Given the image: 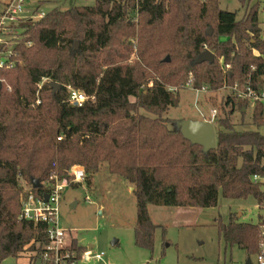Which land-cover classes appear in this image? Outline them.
<instances>
[{
  "label": "trees",
  "instance_id": "trees-1",
  "mask_svg": "<svg viewBox=\"0 0 264 264\" xmlns=\"http://www.w3.org/2000/svg\"><path fill=\"white\" fill-rule=\"evenodd\" d=\"M221 1L230 0H95L18 26V64L0 70V264L8 258L54 264L43 262L47 225L20 219L23 183L44 199L57 180L81 185L71 176L75 166L84 168L89 188L104 163L135 185V243L148 250L160 228L151 205L208 209L219 206L220 196L253 197L264 209V135L238 130L231 120L236 111L246 115L248 101L224 98L217 148L208 152L164 117L189 81L210 93L236 84L264 90L259 4L238 18ZM205 47L215 60L197 63ZM221 60L230 66L226 74ZM53 84L60 85L56 92ZM68 86L88 100L70 105ZM253 125L264 126V103L254 106ZM33 180L42 186L33 188ZM262 224L237 222L234 214L227 223L216 220L225 247L249 256L258 252ZM70 248L79 256L87 250L75 239Z\"/></svg>",
  "mask_w": 264,
  "mask_h": 264
},
{
  "label": "rangeland",
  "instance_id": "rangeland-1",
  "mask_svg": "<svg viewBox=\"0 0 264 264\" xmlns=\"http://www.w3.org/2000/svg\"><path fill=\"white\" fill-rule=\"evenodd\" d=\"M7 1L0 0L1 3ZM254 3L259 4V20L264 27V0L221 1L220 7L237 12L238 18H242ZM94 4L95 0H27L25 10L30 13L40 5V11L47 13L56 7L68 10ZM133 43L136 53L135 41ZM135 53L131 60L135 59ZM227 95L228 90H220L199 94L197 98L193 90L182 89L179 105L169 108L164 117L170 119L171 128L175 127V122L204 121V117H210L211 109L220 108ZM196 101H199L198 106ZM253 111L254 104L250 103L244 117L240 110L233 114L232 123L238 130H258L264 135V126L256 128L253 125ZM79 183L78 187L66 184L61 189L58 227L66 232L67 243L75 239L87 249L93 246V254L103 255L102 261L82 264H247L248 261L256 264L254 255L249 256L237 246L226 248L216 226L219 218L224 223L229 222L231 214L237 222L258 224L264 220V209L253 197L231 200L220 196L219 206L208 209L149 206L150 216L160 228L156 231L154 249L148 250L135 243V185L111 175L107 163L101 165L90 188L84 182ZM23 186L21 199L29 191L25 183ZM115 240L118 243L112 245ZM3 264H28V258H8ZM37 264L43 263L39 260Z\"/></svg>",
  "mask_w": 264,
  "mask_h": 264
},
{
  "label": "built area",
  "instance_id": "built-area-1",
  "mask_svg": "<svg viewBox=\"0 0 264 264\" xmlns=\"http://www.w3.org/2000/svg\"><path fill=\"white\" fill-rule=\"evenodd\" d=\"M27 0H8L6 3L0 4V70L13 69L18 62L14 58L13 46L20 39V31L18 26L42 19L46 13L35 10L26 13L25 5ZM262 39L264 40V34ZM205 50H208L205 47ZM255 54L258 55L257 52ZM223 72L226 74L230 70V66L224 64L221 60ZM44 79L43 82H46ZM42 82V83H43ZM39 84V89L42 86ZM191 89L197 94L208 93L207 87L196 89L193 87L192 81H189L185 89ZM176 91V89H171ZM222 90H228V94L235 96L237 99L246 100L253 103H264V90H257L252 87L243 88L238 84L234 86H226ZM69 104L72 106H82L88 97L79 90H75L68 86ZM40 99L37 104H40ZM199 101H196V106ZM220 116L219 108L211 109L210 117H204V121L211 122L215 125ZM60 140V138H59ZM71 176L74 182H83L85 180V171L83 167L75 166L71 170ZM258 177H255L257 180ZM61 183V184H60ZM67 184L66 181H56L51 186L45 196L48 200L37 198L32 191H27L21 199L22 213L20 219L33 222L35 224L43 223L47 225V236L49 244L45 246L43 262L52 260L54 264H82L92 261H102V254H93L92 249H87L81 256L77 252L71 250L70 243L66 242V232L58 227V208L61 199V189ZM89 199V198H88ZM256 264H264V224L260 226V239L258 252L254 255Z\"/></svg>",
  "mask_w": 264,
  "mask_h": 264
},
{
  "label": "water",
  "instance_id": "water-1",
  "mask_svg": "<svg viewBox=\"0 0 264 264\" xmlns=\"http://www.w3.org/2000/svg\"><path fill=\"white\" fill-rule=\"evenodd\" d=\"M209 34H212V30H209ZM76 48H78V44H76ZM170 60L169 57L166 58L168 62ZM215 55L210 50H205L197 59V63H205V62H214ZM0 88H2V83L0 81ZM54 92H56L60 85L53 84ZM246 111V109H244ZM179 127L181 129V133L184 138L195 145H199L203 147L204 151L208 152L211 150H215L217 148L216 142V129L215 125L211 122L206 121H182L179 123ZM42 185L39 181L33 180V188H40ZM45 200H48V195L45 196ZM118 243L115 240L112 245H116ZM93 249V246H90ZM247 264H251V261H248Z\"/></svg>",
  "mask_w": 264,
  "mask_h": 264
},
{
  "label": "crops",
  "instance_id": "crops-1",
  "mask_svg": "<svg viewBox=\"0 0 264 264\" xmlns=\"http://www.w3.org/2000/svg\"><path fill=\"white\" fill-rule=\"evenodd\" d=\"M246 112H247V110H246Z\"/></svg>",
  "mask_w": 264,
  "mask_h": 264
}]
</instances>
